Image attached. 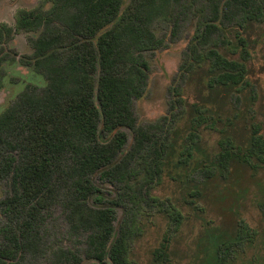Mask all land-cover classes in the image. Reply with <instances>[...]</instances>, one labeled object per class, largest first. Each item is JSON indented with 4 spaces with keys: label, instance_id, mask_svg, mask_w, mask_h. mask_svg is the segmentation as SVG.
I'll return each instance as SVG.
<instances>
[{
    "label": "trees",
    "instance_id": "16d2710c",
    "mask_svg": "<svg viewBox=\"0 0 264 264\" xmlns=\"http://www.w3.org/2000/svg\"><path fill=\"white\" fill-rule=\"evenodd\" d=\"M207 1L210 17L199 25L200 34L189 47L186 72L207 62L215 74L212 83L242 89L248 85L250 53L242 46L238 61L225 57L219 51L228 45L223 32L263 21L264 0ZM51 3L48 10L18 11L13 26L0 24V44L19 32L42 31L31 42L33 57L21 63L32 66L47 81L40 92L28 86L0 113V152L5 151L0 154V180H10L13 188V195L0 201V207L21 221L17 232L2 231L6 244L0 247V264H22L25 240L51 198L68 210L72 227L87 234L83 259L66 252L52 264H131L129 247L142 233L139 216L144 213L143 203L157 206L175 229L183 220L169 200L149 196V190L162 181L171 142L168 136L158 139L151 128L138 126L133 107L134 100L145 94L149 80V66L142 54L161 44L151 25L180 7L182 0H131L124 10L123 0ZM7 58L0 54V64ZM176 95L179 97L180 91L176 90ZM206 114L203 108L195 109L188 136L191 145L198 142L201 127L218 129V121ZM167 120L165 117V125ZM121 128L134 134L129 150ZM100 129L115 133L108 143L99 141ZM153 129L162 130L158 124ZM219 148L216 165L202 169L205 177L216 172L226 177L232 160L254 171L264 166V137L258 130L254 129L246 148L229 136L220 139ZM190 156L188 150L180 160L186 163ZM95 176L122 190L111 206L95 208L91 204L99 194ZM139 186L146 188L143 193ZM199 195L194 191L193 197ZM116 208L123 214L117 230ZM169 238L166 233L154 253L158 261L168 260ZM251 238L252 231L241 224L236 242ZM220 249L215 264L225 261L229 243Z\"/></svg>",
    "mask_w": 264,
    "mask_h": 264
},
{
    "label": "rangeland",
    "instance_id": "374dc122",
    "mask_svg": "<svg viewBox=\"0 0 264 264\" xmlns=\"http://www.w3.org/2000/svg\"><path fill=\"white\" fill-rule=\"evenodd\" d=\"M51 2L0 0V24L13 26L18 11L39 7L48 10ZM130 2L123 0L122 9ZM207 2L182 0L183 6L166 17L157 18L151 29L161 44L142 54L149 66V80L145 94L134 100L137 123L140 127L151 128L158 139L168 136V142H171L162 181L149 190V196L169 200L181 212L183 220L175 229L157 206L151 202L143 203L144 213L139 216L142 233L129 247L131 264H215L224 243H229L230 251L221 264H264V166L254 171L247 164L232 160L226 177L219 172L205 177L202 170L205 165H216L222 137L229 136L243 148L250 144L254 129L264 137V20L248 22L241 29H224L228 45L219 51L228 59L238 61L244 46L250 58L247 62L248 85L242 89L221 86L212 83L215 74L207 62L186 72L189 47L200 34L199 25L210 17ZM41 32H19L6 44H0V54L8 57L0 64V113L28 86L36 92L45 89L44 75L21 63V60L33 57L31 42ZM176 90L180 91L179 97ZM197 107L206 110L210 119L218 121V129L201 127L198 142L191 145L188 141L190 122ZM165 117L168 118L166 125ZM154 124L161 125L162 130H154ZM222 129L224 133H221ZM119 132L127 136L126 149L129 150L134 134L125 128ZM114 134L100 129L99 141L108 143ZM188 150L191 156L184 163L180 158ZM0 154L4 155L5 151ZM131 166L135 168L136 165L132 163ZM93 181L99 189L97 197L91 199L95 208L111 206L122 193L120 187L99 176ZM139 188L142 193L146 189ZM194 191L200 195L193 197ZM12 195L11 181L0 180V201ZM114 212L117 230L123 214L120 208ZM20 222L14 218V213L6 214L0 207V247L6 244L2 231L8 228L17 232ZM241 224L252 231V238L238 243L236 235ZM166 233L170 237L168 260L163 262L155 259L154 253ZM25 248L22 264H52L66 252L83 259L87 234L74 229L68 220V210L51 198L48 206L39 213L35 229L25 240Z\"/></svg>",
    "mask_w": 264,
    "mask_h": 264
},
{
    "label": "flooded vegetation",
    "instance_id": "af4514ba",
    "mask_svg": "<svg viewBox=\"0 0 264 264\" xmlns=\"http://www.w3.org/2000/svg\"><path fill=\"white\" fill-rule=\"evenodd\" d=\"M2 55V54H1ZM4 55H6V54H4Z\"/></svg>",
    "mask_w": 264,
    "mask_h": 264
}]
</instances>
